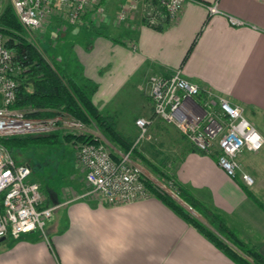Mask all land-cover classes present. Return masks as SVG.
Listing matches in <instances>:
<instances>
[{
    "label": "crops",
    "instance_id": "crops-1",
    "mask_svg": "<svg viewBox=\"0 0 264 264\" xmlns=\"http://www.w3.org/2000/svg\"><path fill=\"white\" fill-rule=\"evenodd\" d=\"M214 1L185 0L161 30L140 19L132 32L118 29L120 39L108 30L107 37L85 31L88 39L73 44L65 69L97 86L92 102L112 118L136 100L131 92H137L140 78L181 69L187 79L242 106L264 136V0H217L219 12L210 14ZM231 17L243 24H232ZM204 94L202 89L200 97ZM136 111L126 121L116 119L118 131L134 137V119L152 117L153 141L141 145L143 153L162 151L178 185L217 210L264 255V208L226 175L215 156L196 150L176 127L153 118L152 109ZM263 146L243 151L239 159L254 178L249 190L264 206ZM79 183L85 186V179ZM39 184L43 203L56 206L48 239L37 230L9 237L0 245V264H234L159 198L112 205L89 188L70 186L65 199L47 197Z\"/></svg>",
    "mask_w": 264,
    "mask_h": 264
},
{
    "label": "built area",
    "instance_id": "built-area-1",
    "mask_svg": "<svg viewBox=\"0 0 264 264\" xmlns=\"http://www.w3.org/2000/svg\"><path fill=\"white\" fill-rule=\"evenodd\" d=\"M121 8L119 19L128 10L137 7L136 0H128ZM185 0H159L165 13L172 18ZM9 2L13 12L28 31L40 27L45 18L62 11L70 23L78 21L82 11L99 7L101 0H0ZM210 14L219 12L218 1L208 7ZM157 12L152 7L146 11L147 19L156 21ZM234 25L239 19L230 18ZM19 67L12 61L6 47V37L0 32V138L20 134L64 133L89 134L92 142H74L77 161L85 168L88 193L98 195L112 205L128 204L149 197L141 167L133 160L137 146L148 138L152 117H138L136 138L128 150H110L103 136L90 126L68 115L29 117L33 108H13L16 98ZM148 93L153 101V118L176 127L198 151L215 156L218 166L230 178L239 179L247 187L254 184L253 176L241 163L243 151H257L264 144V136L246 117L240 105L232 104L226 97L216 95L183 76L181 69L170 75L150 74ZM205 91L201 98V90ZM55 205H45L40 184L32 178V168L27 162H18L0 141V238H18L39 231L48 239L44 229L54 215Z\"/></svg>",
    "mask_w": 264,
    "mask_h": 264
},
{
    "label": "trees",
    "instance_id": "trees-1",
    "mask_svg": "<svg viewBox=\"0 0 264 264\" xmlns=\"http://www.w3.org/2000/svg\"><path fill=\"white\" fill-rule=\"evenodd\" d=\"M102 1L104 0H101V4ZM148 1L147 11L152 7V10L157 12L156 21H149L146 13L141 17V21L161 30L170 18L160 5L159 0ZM86 27L94 35L109 36L105 28L91 21ZM0 32L6 37V47L11 52L12 61L21 69L16 77V98L12 104L13 108H33L34 111L27 114L29 117H51L57 114H68L85 124L96 125L105 139L116 146L115 148L118 147L117 149L121 150L130 148L132 143L120 134L111 115L103 114L92 102L91 96L96 91L97 86L89 79H82L77 74H71L66 69L51 64L42 56L34 45L26 40L24 29L9 4L5 5L0 13ZM115 41L119 40L115 39ZM192 47L189 48L188 53ZM56 135L52 132L20 134L0 138V141L10 150L13 157L21 162L16 158V151L20 147L29 143L52 142L51 137ZM63 138L73 142H92V137L89 134L65 133ZM236 181L249 197L264 208L263 204L255 198L246 185L239 179ZM146 185L160 200L209 240L218 251L234 264H264V255L256 246L240 239L235 231L228 226L223 216L213 207L203 204L186 189L178 187V196L201 216L207 218L213 226L212 229L199 218L190 214L170 194L164 190L153 188L154 186L152 187L150 182H147Z\"/></svg>",
    "mask_w": 264,
    "mask_h": 264
},
{
    "label": "rangeland",
    "instance_id": "rangeland-1",
    "mask_svg": "<svg viewBox=\"0 0 264 264\" xmlns=\"http://www.w3.org/2000/svg\"><path fill=\"white\" fill-rule=\"evenodd\" d=\"M136 1L137 7L134 10H128L126 12V17H124L123 19H119L118 14L121 8L128 4V0H104L98 8L89 7L82 11L78 17V21H76L75 23L69 22L66 13L62 11H56L54 14L46 17L44 23L40 27L32 31H28L22 26L24 29V36L26 40L32 43L34 47L39 51V53L42 54V56H44L51 64H55L58 67H62L63 69H65V65L66 63H68V59L72 57L73 44H83L88 39L85 35V31H90L86 27L88 22L91 21L96 25L102 26L109 31V35L118 38L121 36V34H119L117 31L118 29H123L127 33H129L130 31L132 32L135 25L146 13V7L147 5H149L148 0ZM7 4H9V2H4L1 11ZM20 70L21 69L19 67V73ZM147 79L148 76L146 77V79L145 77L140 78L141 82L140 85H138L137 92L135 94L134 91L131 92L132 97H134V95L135 97L137 96L136 100H129V102H127V105L122 108L121 112L116 113L119 115V117L112 118L113 122H115V126L116 119L118 120V118L119 120L126 121L127 119H129V116L136 110L139 111V109L147 108V110L149 111V109L153 108V101L147 89ZM121 96L122 94L119 95L116 99L120 98ZM116 103L118 102L113 101L112 105H119ZM135 120L136 118L134 119V122ZM87 125L90 126V131L97 130L103 136L96 125L92 123ZM64 132L66 131L59 130L56 132H52L53 134H57L56 136L51 137L52 142L29 143L26 146L20 147L18 151H16V158L21 160V162H27L31 165L32 178L35 179L38 183H41L42 190L43 192H45L47 197L48 195L53 196L55 194H59L60 198L65 199L68 193L67 189L70 186L81 189L89 188L86 181L85 186L87 187H85L84 185L80 186L79 183V179H85V168L77 161L76 158L77 150L75 147V143L80 141H76L74 143L73 141L63 138V135L65 134ZM120 134L130 143L133 142L137 135L136 133L134 137L131 135L129 136V132H120ZM152 137V133L148 132V138H144L143 142H141L140 145L137 146V149L134 152L135 158L133 157L135 160H137V164H139L142 169L145 184H147V182H150L152 184V187L154 186L153 188L159 189L161 191L164 190L165 192L170 194L178 203H180L190 214L199 218L205 225L213 229V226L209 223L207 218L201 216L186 202L185 203L187 205H184L181 202L182 199L178 196L177 193L179 185L174 179L172 172L173 166L169 160H166L167 158L164 157L162 151H159V153H154V149H152L153 151L151 150V152L147 150V152H150V154L154 153L151 156L150 154L148 155L143 153L144 151H142L141 145L144 143L146 144V142L148 143L149 141H153ZM103 138L105 139L104 136ZM105 141L110 150H113V148L116 147L107 139H105ZM168 151H170V149H168L167 152ZM146 188L149 192V197L154 196L158 198L155 193L148 187V185H146ZM177 197L181 200H178ZM202 203L206 204L204 202ZM206 205L208 206V204ZM188 207H190V209ZM48 226L49 221L46 222V225L44 227L46 232L48 231ZM235 233L240 239L244 240L243 237H240L237 232ZM9 242L10 238L8 237L4 241L0 242V245H6Z\"/></svg>",
    "mask_w": 264,
    "mask_h": 264
},
{
    "label": "water",
    "instance_id": "water-1",
    "mask_svg": "<svg viewBox=\"0 0 264 264\" xmlns=\"http://www.w3.org/2000/svg\"><path fill=\"white\" fill-rule=\"evenodd\" d=\"M177 198H178V197H177ZM178 200H181V199L178 198ZM181 202H182L184 205H187V204H186L185 202H183L182 200H181ZM188 208L190 209V207H188ZM4 239H5L4 237L0 238V242H2Z\"/></svg>",
    "mask_w": 264,
    "mask_h": 264
}]
</instances>
